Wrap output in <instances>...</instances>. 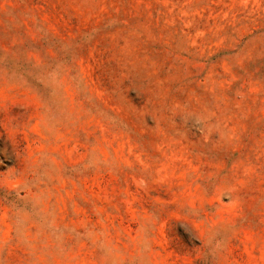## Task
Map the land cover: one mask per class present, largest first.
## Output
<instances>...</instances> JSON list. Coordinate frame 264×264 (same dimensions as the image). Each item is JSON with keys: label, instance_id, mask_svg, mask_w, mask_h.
Masks as SVG:
<instances>
[{"label": "rangeland", "instance_id": "1", "mask_svg": "<svg viewBox=\"0 0 264 264\" xmlns=\"http://www.w3.org/2000/svg\"><path fill=\"white\" fill-rule=\"evenodd\" d=\"M0 264H264V0H0Z\"/></svg>", "mask_w": 264, "mask_h": 264}]
</instances>
